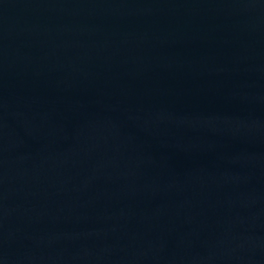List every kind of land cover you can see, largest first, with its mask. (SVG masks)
I'll return each mask as SVG.
<instances>
[{"label": "water", "instance_id": "1", "mask_svg": "<svg viewBox=\"0 0 264 264\" xmlns=\"http://www.w3.org/2000/svg\"><path fill=\"white\" fill-rule=\"evenodd\" d=\"M0 264H264V0H0Z\"/></svg>", "mask_w": 264, "mask_h": 264}]
</instances>
